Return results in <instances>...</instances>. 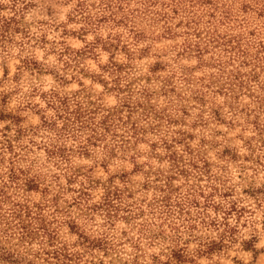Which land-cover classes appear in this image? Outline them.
<instances>
[{
  "label": "clouds",
  "instance_id": "clouds-1",
  "mask_svg": "<svg viewBox=\"0 0 264 264\" xmlns=\"http://www.w3.org/2000/svg\"><path fill=\"white\" fill-rule=\"evenodd\" d=\"M0 264H264V0H0Z\"/></svg>",
  "mask_w": 264,
  "mask_h": 264
},
{
  "label": "rangeland",
  "instance_id": "rangeland-1",
  "mask_svg": "<svg viewBox=\"0 0 264 264\" xmlns=\"http://www.w3.org/2000/svg\"><path fill=\"white\" fill-rule=\"evenodd\" d=\"M15 21H12V22H5V24H4V31L5 32H7L9 29H10V27H11V24L12 23H14Z\"/></svg>",
  "mask_w": 264,
  "mask_h": 264
}]
</instances>
